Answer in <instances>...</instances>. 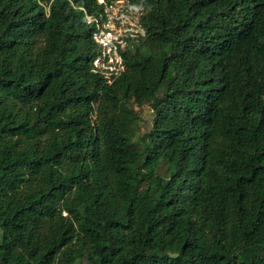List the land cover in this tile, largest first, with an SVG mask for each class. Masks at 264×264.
Wrapping results in <instances>:
<instances>
[{
    "label": "trees",
    "instance_id": "trees-1",
    "mask_svg": "<svg viewBox=\"0 0 264 264\" xmlns=\"http://www.w3.org/2000/svg\"><path fill=\"white\" fill-rule=\"evenodd\" d=\"M127 1L107 84L98 0H0V264H264V0Z\"/></svg>",
    "mask_w": 264,
    "mask_h": 264
},
{
    "label": "built area",
    "instance_id": "built-area-1",
    "mask_svg": "<svg viewBox=\"0 0 264 264\" xmlns=\"http://www.w3.org/2000/svg\"><path fill=\"white\" fill-rule=\"evenodd\" d=\"M98 17L87 16V24L93 25L92 40L98 46V54L92 61V71L112 84L125 71L124 55L132 52L144 40L146 31L142 23L145 9L127 0L105 4Z\"/></svg>",
    "mask_w": 264,
    "mask_h": 264
},
{
    "label": "rangeland",
    "instance_id": "rangeland-1",
    "mask_svg": "<svg viewBox=\"0 0 264 264\" xmlns=\"http://www.w3.org/2000/svg\"><path fill=\"white\" fill-rule=\"evenodd\" d=\"M101 1V0H100ZM136 113L139 116V124H138V134L142 135L147 132L151 125V110L148 105H144L139 108H135Z\"/></svg>",
    "mask_w": 264,
    "mask_h": 264
},
{
    "label": "bare ground",
    "instance_id": "bare-ground-1",
    "mask_svg": "<svg viewBox=\"0 0 264 264\" xmlns=\"http://www.w3.org/2000/svg\"><path fill=\"white\" fill-rule=\"evenodd\" d=\"M100 1V0H99Z\"/></svg>",
    "mask_w": 264,
    "mask_h": 264
}]
</instances>
